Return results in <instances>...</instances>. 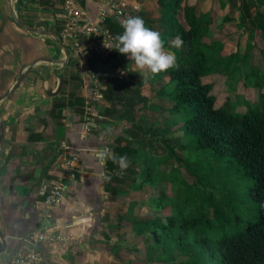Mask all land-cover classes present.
I'll list each match as a JSON object with an SVG mask.
<instances>
[{
  "label": "trees",
  "instance_id": "1",
  "mask_svg": "<svg viewBox=\"0 0 264 264\" xmlns=\"http://www.w3.org/2000/svg\"><path fill=\"white\" fill-rule=\"evenodd\" d=\"M81 3L92 20L98 4L92 0H81ZM157 4L161 14L157 26L143 12L130 13L126 18L139 16L147 27L158 31L164 50L175 53L178 67L156 74L148 69L141 71L115 47L106 58L93 56L89 66L95 75H107L101 95L113 106L104 108V114L120 122L129 120L133 127L136 123L133 115L137 111L132 104L140 103L144 97L139 88L168 79L160 95L171 104L170 115L182 114L180 130L185 143L171 145L165 138L168 132L163 130L159 140L166 157L156 160L132 147L143 146L133 136L117 134L108 143L110 156L126 157L128 167L121 169L118 163L107 158L103 167L107 177L105 190L116 195L124 186L137 192L146 187L169 186V195L164 191L152 199L162 216L156 214L133 221L139 235L131 239L136 244L131 247L144 254L145 262L167 260L165 253L171 255L173 249H178L187 258L184 264H264V95L259 93L264 77L258 76L256 68L249 80L239 76L238 83H243L244 91L247 88L258 91L256 98L251 96L249 101L237 94L233 97L225 94L224 88L212 79L216 68H221L229 79L239 75L240 64L248 61L249 52L257 46L256 37L264 43V1L157 0ZM120 24L121 21L112 17L105 21L114 39L123 32ZM218 26L222 38L210 40L213 28ZM228 28L234 31L228 33ZM243 35L251 41L242 56L239 51L225 58L221 56L226 40L238 46ZM178 38L183 43L176 47ZM238 83L227 84L225 90ZM129 92L135 97L127 98ZM74 102L84 105L83 100ZM142 107L150 108L151 104H142ZM144 132L156 137L148 130ZM102 147L106 148L107 143ZM176 149L185 152L186 159L178 158ZM190 159L196 161L192 163ZM169 160L182 164L186 177L193 183L179 177V168L169 167ZM202 162L215 169V179L224 177L227 183L238 176L241 182L229 190L213 186L207 180L206 168L201 172L203 164L198 168ZM244 178L248 181L242 194ZM138 244H143L145 249L138 250ZM156 251H161L157 259L153 255Z\"/></svg>",
  "mask_w": 264,
  "mask_h": 264
},
{
  "label": "crops",
  "instance_id": "2",
  "mask_svg": "<svg viewBox=\"0 0 264 264\" xmlns=\"http://www.w3.org/2000/svg\"><path fill=\"white\" fill-rule=\"evenodd\" d=\"M128 1L138 3L142 9L157 5V0ZM63 2L0 0V123L4 128L0 151V231L7 243L0 254V264H9L15 250L25 245L35 230L53 237L45 246L47 264H100L102 258L105 261L109 257L97 234L106 227L103 221L112 211L106 181L99 176L104 163H100L97 154L103 151L104 143L110 148L108 143L117 138L118 128L104 117L105 120L91 119L89 134L84 132V105L86 98L91 97V89L83 88V73L74 59L69 57L63 63L64 51L54 38L25 29H47L57 34L60 23L49 26L39 19ZM41 57L55 61L35 63L9 96L2 98L30 64ZM103 76L100 84L104 86L107 75ZM151 84L159 87L160 82L145 86ZM75 99L83 100L84 105L75 103ZM105 102L104 108L110 107ZM110 155L109 150L105 160ZM68 158L73 160V176L67 180L53 219H45L44 187L57 178Z\"/></svg>",
  "mask_w": 264,
  "mask_h": 264
},
{
  "label": "rangeland",
  "instance_id": "3",
  "mask_svg": "<svg viewBox=\"0 0 264 264\" xmlns=\"http://www.w3.org/2000/svg\"><path fill=\"white\" fill-rule=\"evenodd\" d=\"M264 1V0H263ZM151 7L145 6L143 9L139 12H143L148 18H150L153 22V26H157L160 23L161 14L159 12V5H155L154 8L150 9ZM138 13V12H136ZM252 13H254V10H252ZM231 31H234V28L230 29L228 28L227 32L230 33ZM256 36V35H255ZM222 38L221 35V28L220 26L214 27L213 32L210 35V40L218 41ZM258 38L256 37V43L257 46H254L251 52H249V59L244 64H240L239 68V75L234 74L232 76V79L226 78V76L221 72V68H216L214 71V76L212 74L213 81H216V85H221L222 88H224V92L227 95L234 96L239 95L241 98H244L245 100L249 101V97L256 98V93H258L257 90H254L253 88H247V91H244L243 83H238V78H246L247 80L250 79L252 76L253 68H256L258 71V76L264 77V43L257 41ZM251 40L247 37V35H243L239 39L238 46L237 44H234L229 41H225V44L223 46V50L221 52V56L224 58L229 56L231 53L235 51H239L240 55L242 56L247 50V45L249 44ZM105 58V57H103ZM74 65V64H73ZM102 66V65H100ZM74 67V66H73ZM260 68V70L258 68ZM73 70V69H72ZM71 70V71H72ZM92 70V69H91ZM72 72H75L74 70ZM71 72V73H72ZM71 73H66V76H68ZM94 73V71H93ZM95 75V73H94ZM123 75H121L122 77ZM86 78H82V83L85 81ZM101 83V82H100ZM99 83V87H105L102 84ZM234 83H238L234 87H230L231 89H226L225 87L229 85H233ZM168 84V79H163L159 87L154 86V84L142 86L139 88L140 92L144 95V97L141 99L140 103L137 101L136 103L132 104V108H134L137 113H134V120H135V127H133V124L127 121L120 122L119 120H113L112 117L107 116L104 114V102L103 99L99 101L98 104V110L96 111V114L99 116L106 117L107 120H109L110 125L118 128V132L121 135H128L133 136L135 140L138 143H142L141 145H133L132 147H135L137 149H140L143 151V153H146L147 155L151 156L152 158L158 160V159H164L166 157V151L162 145V143L159 140V136L163 134V130L167 131L168 133L165 135V138L170 142L173 146L182 145L185 143V138L183 136V132L180 130V124L182 120V114L177 113L175 115L169 114V109L171 107V104L167 102L165 97L163 95H160L161 90L165 89ZM227 86V87H228ZM101 90V89H99ZM260 95H264V84L259 90ZM161 96L158 98V96ZM135 94L132 92H129L127 94V98H134ZM158 98V99H157ZM260 100V99H258ZM109 104L108 102H105ZM151 104L150 108H144L142 107V104ZM112 104H109L108 106H111ZM85 106V105H84ZM92 107V106H89ZM109 107V108H110ZM108 108V107H107ZM85 112V110H84ZM115 117V116H113ZM95 120H100L98 118H93ZM137 125L139 128H136ZM120 128V129H119ZM148 130L149 134H155L156 137L148 136L144 131ZM125 141L123 142V144ZM176 155L181 160L186 159L187 154L183 152L182 150L176 149ZM201 157H198L197 159H200ZM190 162H195L192 159L189 160ZM207 163V161H205ZM168 166L172 167L176 165L179 168V177L186 178L187 182L190 184L193 183L192 179H188L185 175V168L182 164L176 163L174 160L168 161ZM203 164V162L198 165V168ZM206 168V174H207V180H210L213 183V186H217L219 188H222L224 190H229V188L235 187V185L239 184L241 182V179L236 177L231 182H225L223 181L224 177H220V179L214 178L215 169L208 168L206 164L202 165L201 172ZM248 181V178H244V182L241 185V193L244 194V191L246 189V182ZM115 186V184H114ZM120 187V185H117ZM122 191L116 195L108 193V201L110 202V208H112V211L110 213L106 214V219H104L103 224L106 227H103L102 229L97 232L99 235L98 238L100 241V246H103V248H107L106 254L109 256L105 261L102 258V263L100 264H184L186 261V257L182 255V253L178 249H173L172 254L169 255V253H165V258L167 260H162L161 262H145L143 260L144 254L143 253H137L131 246L136 245L134 244L135 241L131 240L133 238H136L139 234L136 228L133 225L134 220H145L148 218H152L154 215L162 216V212L160 209L155 207V204H153L152 199L157 198V196L161 195L164 191L168 192L169 195V186L166 184H163L161 187L153 188V187H146L142 191H135L131 189H127L125 186L121 187ZM209 190V189H208ZM133 207V209H131ZM129 208L131 209V212H129ZM165 214V212H163ZM104 228H107L104 230ZM114 237V239H113ZM101 247V249H103ZM138 250L143 251L145 249V246L143 244L137 245ZM104 250V249H103ZM161 254V251H156L153 253L154 258L157 259ZM106 257V256H105Z\"/></svg>",
  "mask_w": 264,
  "mask_h": 264
},
{
  "label": "built area",
  "instance_id": "4",
  "mask_svg": "<svg viewBox=\"0 0 264 264\" xmlns=\"http://www.w3.org/2000/svg\"><path fill=\"white\" fill-rule=\"evenodd\" d=\"M92 1L98 4L97 13L92 20L88 19L81 0H64L59 8L51 9L48 16H42L39 19L49 26L60 23L57 35L69 51L70 58L76 61L79 72L83 73L86 78L83 81V88L91 89V97L86 98L84 109L87 117L84 132L87 134L90 132L91 119L105 120L104 117L96 114V104H99V101L103 99L102 88L98 85L104 76L94 75L89 66L93 56L106 58L116 45L115 39L106 28L105 21L109 17L116 21H122L128 14L141 10L138 3L128 0ZM104 43L109 44L111 49L105 47ZM62 146L64 147L63 144ZM103 151L107 153L109 149L106 147ZM73 168V160L70 158L64 160L57 178L49 186L44 187L42 213L45 219H53L52 215L67 189V180L73 176ZM99 176L101 180H107L104 171ZM51 238L53 237L48 238L46 231L35 230L25 240L26 244L15 250L9 264H47L45 246Z\"/></svg>",
  "mask_w": 264,
  "mask_h": 264
},
{
  "label": "clouds",
  "instance_id": "5",
  "mask_svg": "<svg viewBox=\"0 0 264 264\" xmlns=\"http://www.w3.org/2000/svg\"><path fill=\"white\" fill-rule=\"evenodd\" d=\"M120 27L122 34L116 36L115 48L120 54L130 58L138 69L150 70L153 74L167 71L170 68L178 67L176 55L174 52L164 50V42L161 34L145 25L143 18L132 16L121 21ZM183 43L179 38L176 41V47ZM104 46L110 48V45L104 43ZM111 49V48H110ZM101 164L104 163L106 153L101 151L97 154ZM113 163H118L121 169L128 167L127 158L124 156L108 157ZM107 181V180H106Z\"/></svg>",
  "mask_w": 264,
  "mask_h": 264
},
{
  "label": "water",
  "instance_id": "6",
  "mask_svg": "<svg viewBox=\"0 0 264 264\" xmlns=\"http://www.w3.org/2000/svg\"><path fill=\"white\" fill-rule=\"evenodd\" d=\"M19 24V23H18ZM27 31H30V32H39L41 34H44V35H48V36H51L52 38H54V40L56 41V43L62 48V50L64 51V54H65V59H64V62L63 63H67L68 59H69V51L67 50L66 46L61 42L60 38L58 37V35L51 31V30H47V29H39V28H25ZM38 61H49V62H54L55 60H52L50 58H47V57H41V58H37L36 60H34V62H32L27 70V72H25L24 74H22L19 79L17 80L15 86L11 89L10 92L4 94L2 96L3 97H8L9 94L22 82V80L25 78L26 74L33 68V66L35 65V63H37ZM61 86H62V83H61ZM61 89V88H60ZM59 89V91H60ZM58 91V92H59ZM3 138H4V128H3V124L0 123V151L2 150L3 148ZM0 241H1V246H0V254H2L5 249L7 248V243L5 241V238H4V235L2 234V232L0 231Z\"/></svg>",
  "mask_w": 264,
  "mask_h": 264
},
{
  "label": "bare ground",
  "instance_id": "7",
  "mask_svg": "<svg viewBox=\"0 0 264 264\" xmlns=\"http://www.w3.org/2000/svg\"><path fill=\"white\" fill-rule=\"evenodd\" d=\"M49 66H51V65H49Z\"/></svg>",
  "mask_w": 264,
  "mask_h": 264
}]
</instances>
